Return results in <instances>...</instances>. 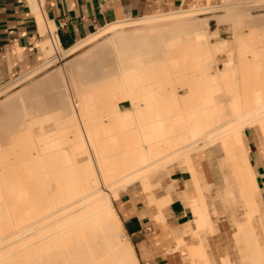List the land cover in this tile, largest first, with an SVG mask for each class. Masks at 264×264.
I'll use <instances>...</instances> for the list:
<instances>
[{
  "label": "bare ground",
  "instance_id": "obj_1",
  "mask_svg": "<svg viewBox=\"0 0 264 264\" xmlns=\"http://www.w3.org/2000/svg\"><path fill=\"white\" fill-rule=\"evenodd\" d=\"M259 1L119 21L65 50L46 41L43 63L0 86V264H139L111 196L136 180L150 190L148 174L172 161L186 163L195 192L184 243L189 232L212 226L198 163L217 139L240 199L264 220L242 134L255 129L264 138V75L252 58L264 52V14L251 9ZM31 5L43 27L39 3ZM85 45L63 68L35 77L56 54ZM52 131L58 136L43 142ZM171 184L179 194L181 184ZM246 213L238 233L254 242L248 251L258 249L248 252L251 262L264 264ZM163 219L164 236L176 235ZM200 243L189 246L192 257H205Z\"/></svg>",
  "mask_w": 264,
  "mask_h": 264
},
{
  "label": "crops",
  "instance_id": "obj_2",
  "mask_svg": "<svg viewBox=\"0 0 264 264\" xmlns=\"http://www.w3.org/2000/svg\"><path fill=\"white\" fill-rule=\"evenodd\" d=\"M223 2L224 0H42L39 6L44 25L41 27L30 0H0V85L41 64L44 58L42 45L46 41L55 40L59 48L65 50L108 24L206 5L215 6ZM242 134L250 166L256 174V183L263 195L264 150L260 144L261 135L257 130L248 128ZM198 168L203 181L205 179L208 185L201 159ZM168 172V180L180 182L182 188L170 203L159 206L157 201L162 203L165 194L158 199L154 195L151 197L139 183L119 190L112 199L123 232L133 245L139 264H185L182 255L173 248L186 224L193 219L188 201L195 192L187 169L172 166ZM146 197L158 211L147 204ZM165 206L167 207L162 217L159 209ZM161 219L165 220L164 223L176 235L164 236ZM189 235L184 238L187 239Z\"/></svg>",
  "mask_w": 264,
  "mask_h": 264
},
{
  "label": "rangeland",
  "instance_id": "obj_3",
  "mask_svg": "<svg viewBox=\"0 0 264 264\" xmlns=\"http://www.w3.org/2000/svg\"><path fill=\"white\" fill-rule=\"evenodd\" d=\"M229 1L230 0H224L222 5L226 4V3L234 2L237 0H231L230 2ZM244 1H246V0H244ZM261 2L263 5L261 4ZM30 3H31V0H30ZM259 3L257 5V7H255V8L251 7L252 13L254 15H258V14L260 15L261 13L264 14V0H260ZM216 6H221V4L216 5ZM216 6H212V7H216ZM204 7L210 8L209 5H206ZM216 9L217 10H215V11H214V9H211V11L208 9V11L205 10L204 12L207 11V15L217 14V13L221 12V9H218V8H216ZM207 15H204V16H207ZM210 22L211 23H210L209 29L211 31H214L216 29V25L213 21H210ZM256 30H259L257 32H260V29H256ZM225 39L229 43L228 46L229 47L231 46V49L233 50L234 49L233 38H231L230 35H228L225 37ZM216 40H218V39H216ZM219 40H221V38ZM232 44H233V46H232ZM87 47H89V46L85 45V47H83L82 50L80 49L78 51V53L71 55V56L64 55V57H63L62 54L61 55L59 54L61 57L59 62L56 63V62L52 61L53 62V63L51 62L52 64L49 63L50 65H47V66H50L47 69H45V67H43L44 68L43 71H42V68H41V71H40V69L35 71L36 72L35 77L42 76V74L44 75L45 73H48L49 71H52L53 69H55L57 67L61 68L63 66V64H65L68 60L74 58L78 54H80V52H82L83 50H86ZM242 47L243 46H241L239 50H241ZM245 47L246 46H244L242 52L247 51V53H244V56L246 58H247V56H249L251 54V52L254 54V52L248 47H247V50L244 51V49H246ZM248 49H250L251 51H249ZM239 50H238V55L243 54V53L239 52ZM244 56H242L241 58H245ZM252 56L253 55L251 54L250 57H252ZM252 58H256L258 60V63H260V65L257 64L259 66V72H262L264 75V71H263L264 70V52L262 54L257 53V55H254ZM43 62H44V59L41 63H43ZM37 66H34V68L31 67L30 69H35ZM260 66H261V68H260ZM209 68L211 69V67H209ZM203 69H205V71H206L207 67H204ZM260 70H262V71H260ZM205 71L203 70L202 72L204 73ZM23 73H20L19 75L13 77L8 82H11L12 80L19 77ZM198 73L201 74V71ZM203 73L200 76H202ZM8 82H6L2 85H6V84H8ZM217 92H219V91H217ZM244 130L245 129L242 130V133ZM57 132L58 131H56V132L52 131L50 133V135H48L46 137L45 141H43V142H46V141L48 142L47 138L48 139L50 138L52 140L53 138L57 137L58 136ZM35 133H36V131H35ZM259 133L261 135V141H260V144L262 146L261 148L264 150V138H263L261 131H259ZM220 140L217 139L214 142L215 144H213L212 146H209L208 148L203 149V151H202L201 166H202L204 172H206V174H207V181L209 182L208 185L206 184L205 179L203 181L202 176H200V178H199V184H200V187H202L201 192H203V194H204L207 210L209 211L210 217L212 219V226L211 227H205V228L200 227L199 230H197V232H195V233L189 232L192 236H189L187 239H185L184 243H180V241H179L180 239H177L179 242V244H178L177 241L175 240V247L173 249L178 251V253L182 255V258H183L185 264H192V263H194V264H205L207 261L206 257H208L210 259V264H254V262L253 263L251 262V260H253V259H251L252 257L250 258L251 260L249 259L250 256L248 253L249 251L251 252L252 249H250L249 251H248V249L253 248V246H252L253 244H251L250 247H247L246 243H248V246H249V242H251V240L247 239L249 241V242H247L246 238L243 237L242 234H239L238 229H237L239 227V225H242L244 223V220L247 217L246 211L248 212V216L250 217L251 224L253 226V231L255 232L256 237H257L256 243L258 241L259 250L261 249V251L264 254V231H263L264 228H262V227H264V220L260 219V216L258 215V213H256L254 211V209H252L251 206L244 203L240 199V197L237 193V189H236L237 182H236L235 178L231 175L230 166L228 165V163L224 162V153L220 147L222 140L221 141ZM8 148H9V150L11 149L10 147H8ZM66 149H68V148H66ZM7 152H9L8 149H7ZM10 153L11 152H9V155H10ZM13 153H14V151L12 152V154ZM15 153L13 154L14 156H15ZM5 156H8V154L6 152L4 155L5 162L12 163L14 161L13 165L17 164L15 159L13 160V158H12V161H7L10 159H6ZM16 159L18 160V163H20L21 160L19 161V158H17V155H16ZM181 162L183 164L178 165ZM18 166H20V164ZM172 166H177L181 169H187V165L184 161H172L171 163H167V166H165V168H163V166L159 167V168L155 169L154 171H152L148 174L147 178H148L149 184L151 185L152 189L150 188V190L146 191V189H144L143 186L140 184V181L136 180V181L131 182L130 184H128L122 188H119L117 190V192L121 189L126 188L127 186H129L133 183H139V185L142 187V189L147 194H149L151 197H152V195H154V198L158 199V197L160 195L165 194L162 203L157 202L158 205L163 204V203H167V202L170 203L174 198H176L178 196V192H176V191L174 192V190L171 189V185H172L171 183H174V182L180 183L176 180L175 181L174 180H168L169 172L167 173V171H169V169ZM168 185H170L169 189H171V190L168 189L170 191L169 196L166 193V192H168V190L165 189L166 187L167 188L169 187ZM231 185H233L234 187H232ZM232 188H234L236 191H234V189H232ZM117 192L113 196H111V201H112L113 197L117 194ZM146 200H147V204H149L152 208H154L155 211H158L152 203H149L148 197H146ZM259 202L263 203V208H264V194L262 195V199L259 197ZM166 207L167 206L161 207L159 209L160 215L163 214ZM162 217H163V215H162ZM185 229H186V227H185ZM213 229H214V231H213ZM119 235H120L119 238L121 240L123 233L120 232ZM244 238H245V241H244ZM123 239H124V237H123ZM250 239H251V237H250ZM199 242H201L199 245H202L203 251L205 252L206 255L204 257L203 253H201V254H197L194 257H192L189 254L188 248L192 244L198 245ZM251 243H254V242H251ZM246 248H247V250H246ZM255 250L256 249H253L252 252H255ZM257 250H256V252H257ZM197 253H200V252L198 251ZM256 255H258V253H256L254 255L255 257L253 256L254 259H256ZM246 257H248V259ZM259 257H260V255H259ZM259 257L257 258L258 261H259V259H261V257L260 258ZM41 260H42V258H41ZM41 262L39 261V263H41ZM48 262H47L48 264H50V262H51V264H53L56 262V260L53 263L50 260ZM35 263H36V261H35ZM39 263L37 261V264H39ZM47 263H45V264H47Z\"/></svg>",
  "mask_w": 264,
  "mask_h": 264
},
{
  "label": "built area",
  "instance_id": "obj_4",
  "mask_svg": "<svg viewBox=\"0 0 264 264\" xmlns=\"http://www.w3.org/2000/svg\"><path fill=\"white\" fill-rule=\"evenodd\" d=\"M38 3H40L42 0H36ZM54 37H51V39H53ZM50 39V40H51ZM60 59H61V57H60V55L59 54H56L55 56H54V58H52V60L53 61H55L56 63L57 62H59L60 61Z\"/></svg>",
  "mask_w": 264,
  "mask_h": 264
}]
</instances>
